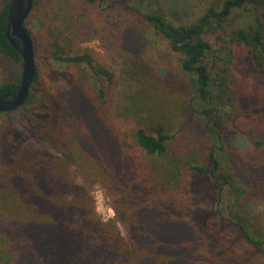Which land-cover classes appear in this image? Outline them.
I'll use <instances>...</instances> for the list:
<instances>
[{"label": "trees", "instance_id": "1", "mask_svg": "<svg viewBox=\"0 0 264 264\" xmlns=\"http://www.w3.org/2000/svg\"><path fill=\"white\" fill-rule=\"evenodd\" d=\"M171 1L32 0L34 77L0 111V264H264L253 216L213 197L234 177L236 205L264 200V0ZM9 2L0 96L21 81ZM148 34L175 55L173 77L151 66ZM92 38L117 71L78 48Z\"/></svg>", "mask_w": 264, "mask_h": 264}, {"label": "rangeland", "instance_id": "2", "mask_svg": "<svg viewBox=\"0 0 264 264\" xmlns=\"http://www.w3.org/2000/svg\"><path fill=\"white\" fill-rule=\"evenodd\" d=\"M186 2L188 4L190 3V0H174L171 1V3H176V4H181L184 5ZM174 5V4H173ZM41 8V12H42ZM27 19V18H26ZM26 25L28 28L33 29L34 31H38L37 28V22L35 18H29L27 19ZM149 40V52L152 54V58L154 59V62L151 64L153 68L161 74L162 78H171L174 76V74L177 72L178 67H177V60L175 55L170 51L168 48L167 42L162 39L161 37H156L153 36V34H148L146 36ZM100 40L97 38H92L89 40H86L82 43L79 44L78 48L84 50V49H89L92 51V54L94 55L95 58L100 59L104 61L107 65H109L111 68H113L115 71H117V68L113 66V64L110 62L109 58H107L104 49L102 48L100 44ZM245 62H248V57H245ZM239 71H245L244 73V78L243 80L247 82H251V87L253 85V79L250 77L251 76V71L248 69H245L244 67H239ZM167 73V74H166ZM164 74V75H163ZM3 77V74L0 73V78ZM191 126V125H189ZM191 129V128H190ZM192 133L189 131V133ZM190 136V135H188ZM221 161L224 164L223 167V172L224 175H229L233 172L231 168L228 165V162L224 159V157H220ZM231 181L233 182V186L229 187L226 185V187H220L218 183H216L215 189H214V198L217 197L218 200H223L225 205H228L226 208L227 215H231L233 210H237L243 215L244 217L246 215H249L250 220L253 222L255 227L260 231V235L264 237V200H258L259 198L251 199L250 193H247L248 196V201L242 199L239 197V204H235V200L238 198V196L232 191L233 187L238 186L242 187L239 184V179L232 177ZM215 183V182H213ZM99 194V195H97ZM90 195L93 199L94 202V209L96 213L99 215V217L102 220H108L112 218L110 216V210H112L110 206V201L108 197L105 196L103 190L98 186L95 185L91 191ZM244 197V196H243ZM203 206H206V204H202ZM253 216V220L251 219ZM241 248H239L240 250Z\"/></svg>", "mask_w": 264, "mask_h": 264}, {"label": "water", "instance_id": "3", "mask_svg": "<svg viewBox=\"0 0 264 264\" xmlns=\"http://www.w3.org/2000/svg\"><path fill=\"white\" fill-rule=\"evenodd\" d=\"M31 7L32 0H10L8 5L5 36L21 56V81L16 93L0 96V111H10L21 106L34 77V46L25 28Z\"/></svg>", "mask_w": 264, "mask_h": 264}, {"label": "clouds", "instance_id": "4", "mask_svg": "<svg viewBox=\"0 0 264 264\" xmlns=\"http://www.w3.org/2000/svg\"><path fill=\"white\" fill-rule=\"evenodd\" d=\"M97 195H99V194H97ZM110 216L114 217L115 216V212L110 210Z\"/></svg>", "mask_w": 264, "mask_h": 264}]
</instances>
